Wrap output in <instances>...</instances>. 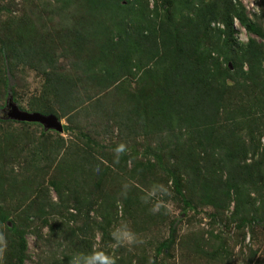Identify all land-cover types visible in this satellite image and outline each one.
<instances>
[{"label": "trees", "instance_id": "16d2710c", "mask_svg": "<svg viewBox=\"0 0 264 264\" xmlns=\"http://www.w3.org/2000/svg\"><path fill=\"white\" fill-rule=\"evenodd\" d=\"M27 1L20 16H10L6 21L0 19V96L1 92L8 90L7 78L12 77L20 66L26 65L44 75L43 86L37 98L34 97L30 103V111L65 116L73 122L77 114L73 112L82 103L90 106L98 103L101 97L110 93L111 87L121 83L117 94L126 100L119 99L118 104L114 101L109 106L118 134L134 138L163 132L161 147L157 145L153 153L163 162L167 176L175 185L181 186L179 178L182 173L199 172L198 177H189V181L194 196L199 194L202 205L224 210L233 203L234 209L228 217L230 222L239 220V225L250 221L263 222L261 207L255 209V203L264 198V154L260 152L257 161L241 166L237 157L242 155L240 158L246 160L252 148L249 149L236 133L240 123L233 115L242 110H252L256 105L260 110V98L256 95L251 99L249 109L247 106L240 108L241 103L237 105L231 98L237 95L245 101L246 81L251 74L257 76L264 63V43L253 38L247 43L237 41L235 21L246 31L262 38L264 31L249 22L240 0ZM40 11L47 17L44 24L50 22V27L55 29L52 16L58 15L60 19H57L56 29L71 31L69 40L66 36L68 46L63 51L67 52L68 48L70 52L67 53L72 59H80L72 63L74 68H79L77 76L67 78L51 64V55L41 39L44 35L51 39L55 31H43L39 41L35 40L36 29L42 22L36 18L37 13L42 15ZM87 49L88 56L83 57ZM33 60L38 64L32 63ZM129 79H133L135 84L131 90L130 84L123 86ZM81 92H85L83 97L79 95ZM0 115V119L8 118L6 113ZM137 117L140 127L134 124ZM62 127V132L71 129L69 125ZM42 132L45 136H39L33 147V141L26 134L24 139L15 130L0 133V264L23 263L26 245L22 235L25 230H31L29 217L46 213L44 204L49 199L42 198L38 207L35 198L20 194L24 180L19 179L21 173L11 166L23 158L26 167L36 171L37 163L51 147L60 150L62 145L65 146L58 131V137L50 146L42 145L41 142L45 143L52 137L49 131ZM95 132L99 135L104 130ZM80 140L84 146L77 142L71 144L65 152L67 155H64L73 167L70 177L75 169L82 170L91 164L90 159L98 162L93 151L96 147L102 148L97 139L87 133L81 132ZM22 144L27 147L26 151ZM175 150L179 151L178 163H174L176 167L171 164ZM135 154L124 156V164L117 167L124 170L125 162L132 161L131 178L148 175L154 161L148 158L142 161ZM210 159L217 162L212 163ZM200 160L203 163L199 166ZM215 163L223 167L211 172ZM225 171L227 176L222 179ZM243 183L253 186L256 197L251 193L242 194ZM62 198L64 200V196ZM119 201L124 203L125 212L131 203L140 200L137 193L125 191ZM18 209L20 212L16 211ZM13 211L16 216L26 214L17 219L24 223L23 227L12 220ZM173 233L172 230L168 239L159 244L158 251L171 248Z\"/></svg>", "mask_w": 264, "mask_h": 264}, {"label": "rangeland", "instance_id": "374dc122", "mask_svg": "<svg viewBox=\"0 0 264 264\" xmlns=\"http://www.w3.org/2000/svg\"><path fill=\"white\" fill-rule=\"evenodd\" d=\"M25 2L28 1L0 0V8L4 7L0 9V19L6 21L10 16H20ZM240 2L245 7L249 22L264 31V0H240ZM41 12L42 15L37 13L36 16L42 19V22L36 29L35 40L39 41L43 31L46 33L55 31L51 34L52 42L45 35L41 39L43 44L47 45L52 58L51 64L58 69V73H62L67 78L77 76L79 68H74L72 63L80 59L75 57L72 59L67 53L70 52L68 48L67 52L63 51L68 46L66 43L71 31L56 29L60 19L58 15L52 16L55 29L50 27V22L44 24L47 17L43 15L45 12ZM74 22L76 23L77 19ZM234 27L236 30L234 36L240 43H247L250 38L264 43V38L246 31L237 21ZM87 52L88 49L86 53L83 52V57L88 56ZM32 63L37 62L33 60ZM228 66L232 69L230 62ZM244 67L248 70L247 64ZM257 74V76L249 75V81L248 79L246 81L245 101L237 95L231 98L237 105L241 103L240 108L247 106L248 109L251 99L256 95L260 98L258 105L260 110L256 105L252 110H242L244 113H233L235 121L240 123L236 133L249 149L252 148L246 160L240 158L242 155L237 157L241 166L243 163L252 164L257 161L260 152L264 154V63L262 71ZM7 79L9 87L6 93L1 92L0 114L9 111V101L14 102L22 110L32 112L30 103L39 95L44 83V75L34 68L22 65L12 77ZM229 83L232 84V81L230 80ZM128 84H130L129 90L135 85L133 79L123 83V86ZM119 85L121 83L114 88L111 87L110 93L101 97L99 102L93 103L92 106L82 103L78 110L73 112V114L77 113L73 122L68 121L65 116L57 117L62 126L71 127L59 133L65 146L62 145L60 150L51 147L49 152L42 155L36 171L26 167L23 158L11 165L14 170L21 173L22 177L19 179L24 180L20 194H29L30 198H35V205L38 207L41 206L42 198L49 199V202L44 204L46 209L44 215L29 217L31 230H25L22 235L26 245L22 264H70V260L77 254H90L94 250L110 255L115 259L116 264H264V220L260 223L250 221L239 225V220L233 222L228 220L234 209L233 203L224 210L215 209L211 205H202L199 202V194L194 196L189 181V177H198L199 172L190 175L182 173V177L179 178L181 186L175 185L173 179L167 176L165 165L161 164L163 162L153 153L157 145L161 147L163 132L138 135L134 138L118 134L114 128V119L109 113L111 111L109 106L114 101L116 102L114 104H118L119 99L126 100L124 94H122L124 98L118 97ZM79 95L83 97L85 92ZM42 100L50 104L47 98L45 101ZM137 120L138 117L135 118L134 124L140 127V120ZM12 130L18 132L24 139L27 135L33 141L32 147L39 136H45L42 131L45 133L49 131L52 135L45 140V143L41 142L42 145L50 146L55 137H58L57 131L45 130L38 123H24L9 116L0 119V133L4 131L12 133ZM96 130L102 132L104 130V132L97 135ZM81 132L97 139L102 148L96 147L95 152L90 150L93 151L94 159L98 161L94 162L90 159L93 167L87 164L82 170L75 169L70 177L73 167L68 164L70 160L67 162L64 159V155L71 144L77 142L84 146L83 141L80 140ZM121 146H123L122 150H119ZM22 147L27 150L25 145L22 144ZM25 151L24 155L27 153ZM172 151H174L173 147ZM134 152L137 159L143 161L148 158L154 161V166L148 175L131 178L129 170L132 161L125 162L124 170L117 167L124 164L122 161L124 156L132 155ZM173 154L171 164L176 167L174 163H178L179 151ZM251 154L254 156L252 157ZM226 160L229 163V159ZM198 163L200 166L203 161L200 160ZM220 166H222L220 163L212 164L211 172H215ZM225 173L226 171L222 173V179L226 178L227 173ZM25 175L27 177H24ZM242 187L244 188L242 194L251 193L252 197H256L253 186H246L243 183ZM125 191L126 193L130 191L134 195L137 193L140 201L131 203L124 212V203L119 199L121 193ZM263 203L264 198L255 203V209L260 206L264 216ZM32 210L34 211L35 208ZM16 211L20 212V209ZM25 216L26 214L22 215V213L16 216L13 211L12 220L16 222L17 219L20 220ZM16 223L17 226L24 224H21V221ZM7 225L11 226V222L7 221ZM125 230L135 234L137 243L117 246L113 235L121 236ZM172 230L174 243L171 248L168 251L164 249L158 251L159 244L168 239Z\"/></svg>", "mask_w": 264, "mask_h": 264}, {"label": "clouds", "instance_id": "9594fccd", "mask_svg": "<svg viewBox=\"0 0 264 264\" xmlns=\"http://www.w3.org/2000/svg\"><path fill=\"white\" fill-rule=\"evenodd\" d=\"M122 147L123 146H121L119 150H122ZM113 240L117 246L133 245L137 243L135 234L129 230H125L121 236H116L114 234ZM70 264H116V261L106 253L94 250L90 254H77L70 260Z\"/></svg>", "mask_w": 264, "mask_h": 264}, {"label": "water", "instance_id": "95a60500", "mask_svg": "<svg viewBox=\"0 0 264 264\" xmlns=\"http://www.w3.org/2000/svg\"><path fill=\"white\" fill-rule=\"evenodd\" d=\"M9 111L6 113L10 118L18 121L37 122L41 124L45 130L53 129L58 132L63 131L62 124L54 114H43L38 111H25L20 109L14 102L9 101Z\"/></svg>", "mask_w": 264, "mask_h": 264}]
</instances>
